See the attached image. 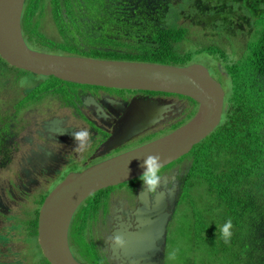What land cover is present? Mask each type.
<instances>
[{
    "label": "flooded vegetation",
    "instance_id": "1",
    "mask_svg": "<svg viewBox=\"0 0 264 264\" xmlns=\"http://www.w3.org/2000/svg\"><path fill=\"white\" fill-rule=\"evenodd\" d=\"M29 1L25 0L21 15V32L28 47L25 32L30 33L27 27L33 25L23 24V13ZM50 1L46 0L51 8L46 14L54 26L56 15ZM39 15H32V21ZM37 33L33 34L35 43L40 36L48 39ZM6 64L0 60V75L1 69L11 72ZM9 85L0 76L4 98ZM74 85L60 90L61 85L49 84L45 89L51 91L34 92L28 105H21L26 98V88H21L23 95L16 98L15 94L12 110L5 102L0 104L5 110L0 113L5 115L0 120V164L12 165L2 173L6 186L0 188V264H50L39 243L38 223L41 207L56 186L71 174L170 134L198 110L195 101L177 94ZM140 100L146 107L133 109ZM15 103L20 110L14 109ZM134 111H142L140 118L153 122L139 127L136 134L127 123L129 112ZM12 121L21 127L19 138H15ZM82 128L91 133V145L83 152L71 136L72 129ZM5 136H10L9 144ZM183 160L188 159L180 157L161 168L162 181L154 193L144 190L139 176L94 192L80 203L68 228L74 259L80 264H167L168 226L182 202Z\"/></svg>",
    "mask_w": 264,
    "mask_h": 264
},
{
    "label": "trees",
    "instance_id": "2",
    "mask_svg": "<svg viewBox=\"0 0 264 264\" xmlns=\"http://www.w3.org/2000/svg\"><path fill=\"white\" fill-rule=\"evenodd\" d=\"M50 3L61 34L58 41L40 36L35 43L38 51L50 48L64 56L178 67L193 64L194 57L203 53L223 65V75L230 81L226 110L218 127L182 157L190 160L182 202L196 203L190 193L202 186L205 199L218 210L215 221H207L198 210L192 212L193 221L201 227L192 233V240L206 259L217 264H264V0ZM39 4L40 0L27 2L24 25L33 24ZM185 20L217 32L218 28L237 31L244 38V52L233 61L218 47L182 51L180 45L188 33ZM8 70L28 73L12 66ZM40 78L43 82L37 92L51 91L45 89L49 84L61 85L60 90L76 86L54 77ZM229 219L232 236L225 241L220 227Z\"/></svg>",
    "mask_w": 264,
    "mask_h": 264
},
{
    "label": "water",
    "instance_id": "3",
    "mask_svg": "<svg viewBox=\"0 0 264 264\" xmlns=\"http://www.w3.org/2000/svg\"><path fill=\"white\" fill-rule=\"evenodd\" d=\"M24 2L0 0V58L10 66L77 85L177 94L198 104L194 117L182 127L137 150L69 175L47 196L38 223L43 255L50 264H80L68 246L70 220L80 203L94 192L141 176L148 155H159L161 168L187 155L220 124L226 110L225 92L208 69L197 63L178 67L54 55L30 49L21 32ZM145 107L141 100L133 105V109ZM142 111L128 114L127 123L134 129L133 134L153 124L140 118Z\"/></svg>",
    "mask_w": 264,
    "mask_h": 264
},
{
    "label": "rangeland",
    "instance_id": "4",
    "mask_svg": "<svg viewBox=\"0 0 264 264\" xmlns=\"http://www.w3.org/2000/svg\"><path fill=\"white\" fill-rule=\"evenodd\" d=\"M50 10V6L47 7L46 5V0H40V4L37 9V12H40V15L33 22V28L31 29V32H25L30 49L38 51L36 49L35 40H33V34H36L37 32L45 34V36L51 41L59 40L58 34H61V32L59 31L57 25L53 26L51 24L52 18L50 19L46 14V12H49ZM183 24L184 27L188 29V33L185 42L180 45V48H183L182 51H197L198 48L218 47L224 52L229 60L233 61L239 59L244 52V38L241 40L240 36L238 37L237 31L218 28L219 32H217L213 27H199L191 24V22L187 20H185ZM29 34H31V37ZM242 41L243 46L241 45ZM40 51L48 54L59 55L50 48H45L44 50ZM194 59V63L201 64L208 69L210 75L221 84L224 92H226L229 88L230 81L225 77V75H223V65L213 60V58L209 55L203 53L197 55L194 57ZM1 70L2 74L0 76H3L4 80L9 82L10 85L9 89H7L5 92L6 98L2 97L3 93L0 90V104L5 102V104L10 105L8 108L12 110L15 94L17 93L18 95L16 98H21L23 95L21 92H23V90L26 88V98L21 102V105H28V98L34 92L39 90V87L42 86V84L39 87L37 86L43 81H41L36 75H31L29 73H23L17 70L7 73L6 70ZM21 88L24 89L22 90ZM19 89H21V91H19ZM14 109L17 111L20 110V104L15 103ZM0 113H5V110H2L1 107ZM24 115L25 112L23 116ZM4 118L5 115L0 114V120H3ZM11 128L15 138H19V132H17V129L21 128L20 125H17L16 122L12 121ZM21 131L22 129L20 132ZM5 138L9 144L11 141L10 136H5ZM183 162L182 177L187 173V170L190 166V160H183ZM177 165L178 164L173 166L174 169L177 167ZM10 169H12L11 164H0V188L6 186L2 173L8 172ZM190 194L197 202L193 205L189 204L187 200L184 201L185 203L180 202V206L168 226V246L166 250L168 258L166 262L167 264H217L211 259H206V256L204 255L205 252H200L195 247V244L192 240V233L198 232L201 227L198 226L197 222L193 221L192 212L194 209L198 210V212H200L207 221L209 219L211 221H215V216L217 215L218 210L214 208L215 205H213V203L210 202L208 198L205 199L206 196L204 195L202 186H197L193 189V191H191Z\"/></svg>",
    "mask_w": 264,
    "mask_h": 264
},
{
    "label": "clouds",
    "instance_id": "5",
    "mask_svg": "<svg viewBox=\"0 0 264 264\" xmlns=\"http://www.w3.org/2000/svg\"><path fill=\"white\" fill-rule=\"evenodd\" d=\"M71 136L79 151L81 152L86 151L90 147L91 133L87 128H82L79 130L72 129ZM161 166L162 164L159 155H148L144 159V163L142 165L144 170L141 176L139 177V180L144 190L149 194L154 193L161 184L162 181ZM231 229H232V222L230 219L227 220L220 227L222 238L225 241H228L231 238L232 236Z\"/></svg>",
    "mask_w": 264,
    "mask_h": 264
}]
</instances>
